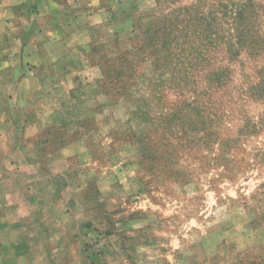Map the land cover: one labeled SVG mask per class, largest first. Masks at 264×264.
Returning <instances> with one entry per match:
<instances>
[{
	"label": "rangeland",
	"instance_id": "374dc122",
	"mask_svg": "<svg viewBox=\"0 0 264 264\" xmlns=\"http://www.w3.org/2000/svg\"><path fill=\"white\" fill-rule=\"evenodd\" d=\"M103 4L1 161L0 264H264V0Z\"/></svg>",
	"mask_w": 264,
	"mask_h": 264
},
{
	"label": "crops",
	"instance_id": "0c3cea01",
	"mask_svg": "<svg viewBox=\"0 0 264 264\" xmlns=\"http://www.w3.org/2000/svg\"><path fill=\"white\" fill-rule=\"evenodd\" d=\"M103 6V0H0V164L4 167H11L19 151L16 134L24 127L41 130L36 123L37 102L51 101L48 92L61 84V70L67 72L62 60L81 47L69 40L89 37L87 30L109 12ZM8 175L0 173V182ZM0 196V212L19 215L17 191Z\"/></svg>",
	"mask_w": 264,
	"mask_h": 264
},
{
	"label": "trees",
	"instance_id": "16d2710c",
	"mask_svg": "<svg viewBox=\"0 0 264 264\" xmlns=\"http://www.w3.org/2000/svg\"><path fill=\"white\" fill-rule=\"evenodd\" d=\"M144 35V34H143ZM140 41H141V38H140ZM142 44H141V47L142 46H145V44H147L148 45V41H147V38H146V36H145V39H142Z\"/></svg>",
	"mask_w": 264,
	"mask_h": 264
}]
</instances>
